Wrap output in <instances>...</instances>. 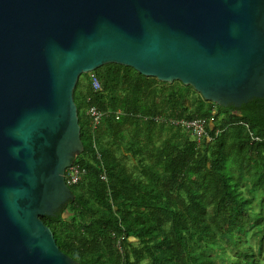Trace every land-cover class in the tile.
Listing matches in <instances>:
<instances>
[{"label":"water","instance_id":"1","mask_svg":"<svg viewBox=\"0 0 264 264\" xmlns=\"http://www.w3.org/2000/svg\"><path fill=\"white\" fill-rule=\"evenodd\" d=\"M109 63L223 106L264 98V0H0V264H79L41 217L73 199L78 78Z\"/></svg>","mask_w":264,"mask_h":264},{"label":"trees","instance_id":"2","mask_svg":"<svg viewBox=\"0 0 264 264\" xmlns=\"http://www.w3.org/2000/svg\"><path fill=\"white\" fill-rule=\"evenodd\" d=\"M73 99L84 148L73 164L85 174L60 212L41 217L64 254L79 264L264 259V209L253 207H264V98L223 106L109 63L81 74ZM199 120L197 141L184 122Z\"/></svg>","mask_w":264,"mask_h":264},{"label":"built area","instance_id":"3","mask_svg":"<svg viewBox=\"0 0 264 264\" xmlns=\"http://www.w3.org/2000/svg\"><path fill=\"white\" fill-rule=\"evenodd\" d=\"M91 84L93 85L94 89L99 92L102 90L101 84L96 78L94 74L91 75L90 78ZM88 114L91 116V118L94 121L93 126L98 125L102 118V113L98 108H91L88 111ZM186 127L191 129V132L193 133V136L195 140L200 141L206 134L204 123L202 121H192V122H186ZM85 174L84 168L80 164H73L66 170L65 172V181L68 185H76L80 182V180L83 178ZM104 177V176H103ZM105 178V177H104ZM124 236L119 240L122 241ZM122 255L124 254V250L120 252Z\"/></svg>","mask_w":264,"mask_h":264},{"label":"rangeland","instance_id":"4","mask_svg":"<svg viewBox=\"0 0 264 264\" xmlns=\"http://www.w3.org/2000/svg\"><path fill=\"white\" fill-rule=\"evenodd\" d=\"M93 71H95V70H93ZM93 71H91V72H87V74H89V73H93ZM192 135H193V133H192ZM192 138L195 140L194 136H192ZM253 207H255L256 211H258V212H262V210L264 209L263 206H258L256 203L253 204ZM248 237H249V236L247 235V238H248ZM248 242H251V241L248 240ZM251 243H252V242H251ZM259 264H264V259H261Z\"/></svg>","mask_w":264,"mask_h":264},{"label":"clouds","instance_id":"5","mask_svg":"<svg viewBox=\"0 0 264 264\" xmlns=\"http://www.w3.org/2000/svg\"><path fill=\"white\" fill-rule=\"evenodd\" d=\"M92 75V74H91ZM191 122V121H190ZM186 122H184V124H185Z\"/></svg>","mask_w":264,"mask_h":264}]
</instances>
